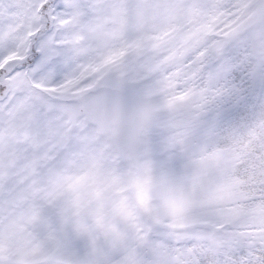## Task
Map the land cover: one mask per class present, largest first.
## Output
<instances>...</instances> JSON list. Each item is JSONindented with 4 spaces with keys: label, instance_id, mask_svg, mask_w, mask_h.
Returning <instances> with one entry per match:
<instances>
[{
    "label": "snow or ice",
    "instance_id": "1",
    "mask_svg": "<svg viewBox=\"0 0 264 264\" xmlns=\"http://www.w3.org/2000/svg\"><path fill=\"white\" fill-rule=\"evenodd\" d=\"M0 264H264V0H0Z\"/></svg>",
    "mask_w": 264,
    "mask_h": 264
}]
</instances>
